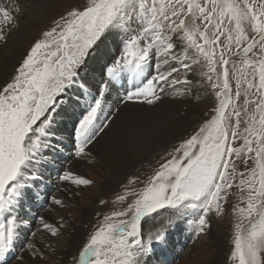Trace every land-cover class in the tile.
Segmentation results:
<instances>
[{
  "label": "snow or ice",
  "instance_id": "snow-or-ice-1",
  "mask_svg": "<svg viewBox=\"0 0 264 264\" xmlns=\"http://www.w3.org/2000/svg\"><path fill=\"white\" fill-rule=\"evenodd\" d=\"M19 12L17 0H0V41L6 42V32L17 26L14 14ZM110 33L123 36L118 40L119 55L101 65L96 92L73 124L76 157H88L90 146L111 127L117 113L105 115L103 99L117 86L124 88V81L130 87L124 88L120 103L153 105L166 88L189 83L192 64L203 60L207 71L202 75L218 103L211 119L169 153L171 158L142 182L143 188L117 195L116 202L128 196L135 199L123 210L104 216L75 264H148L156 248L167 244L169 230L185 220L191 218L194 231L203 233L209 213L221 212V201L237 177L235 186L246 193L241 196L246 206L234 209L240 221L230 259L235 264H264V0H87L82 9L72 7L54 20L0 89V264H10L13 258L22 224L17 209L30 193V181L35 179L30 172L48 148L60 102L69 90L84 86L81 70ZM257 48L259 52L254 51ZM228 53L241 57L239 63L231 61ZM230 64L235 98L244 97L243 129L241 106L230 84ZM237 139L243 143L234 147ZM242 153L246 171L238 173L231 158ZM60 179L76 185L91 183L68 171ZM135 182V178L128 181ZM53 203L62 201L53 197ZM160 210L168 215L145 240L138 226L141 218ZM40 223L53 237L63 227L43 217ZM27 248L39 255L32 241Z\"/></svg>",
  "mask_w": 264,
  "mask_h": 264
},
{
  "label": "rangeland",
  "instance_id": "rangeland-1",
  "mask_svg": "<svg viewBox=\"0 0 264 264\" xmlns=\"http://www.w3.org/2000/svg\"><path fill=\"white\" fill-rule=\"evenodd\" d=\"M27 1L17 0L20 5V12L14 14L17 26L8 30L6 42L0 41V89L10 82L16 67L33 42L40 38L43 31L52 26L54 20H58L68 9L72 7L82 9L87 3V0H46V4L38 11L37 16L33 14L24 16L23 12L28 6ZM200 2L202 3V0ZM186 23H190L189 18H186ZM196 23L200 24V21L197 20ZM200 27L203 30V25ZM244 27L249 36L253 35L250 26L244 25ZM122 38V35L116 38L109 34L104 43L98 46L95 54L89 57L86 68L81 70L80 77L84 86L69 90L60 102V111L47 152L31 169L30 175L35 179L30 181V193L17 209L22 224L18 230L10 264H75L79 251L87 243L90 235L104 222V216L110 215L113 211L123 210L135 199L133 196H128L124 202H116L117 195L124 194L126 190L138 191L143 188L142 182H146L161 164L171 158L169 153L197 132L199 127L215 114L214 109L218 101L210 82L202 75L207 71L206 64L203 60L200 64H192L189 60L188 62L192 64V71L187 74L189 83L166 88L161 99L168 101L169 104L158 106L157 110L154 109L148 115L144 116L141 113L130 117L137 113L134 110L138 106L149 105L140 102L120 103L119 86L117 90H110L103 99L105 115L112 113L118 115L119 109H124L125 106L126 108L119 117L115 116L117 118L111 122V127L106 130L107 133L101 135L104 136L99 146L102 150H105L106 145L109 144L113 147L112 151L116 152L117 145L124 143L132 131L148 126L157 117L159 111L164 112V122L162 120V125L146 139V153L140 154L132 150L129 164L117 162L110 154L106 155L108 165L101 163V155L98 151L90 152L86 158L76 157L72 144L73 124L90 102V96L96 92L95 84L100 80L101 65L105 62L111 63L114 57L119 55L117 45L118 40ZM223 40L222 36L221 41ZM232 50L236 51L234 44ZM254 51L259 52V49ZM249 57H252L251 53ZM228 58L237 63L241 59L231 53H228ZM228 68L233 98L236 99V82L231 78V64ZM215 79L213 74V80ZM121 90L124 92V89ZM243 99V95L236 99V103L241 106V129L245 127L243 121L246 118L242 109ZM251 108L252 106H249V111ZM231 122H235L234 118ZM242 143V139H237L233 146L239 147ZM231 159L238 173L246 171L243 153L239 158L233 156ZM74 161L78 164L76 165ZM251 166L252 161L249 160L247 167ZM65 171L86 178L91 183L76 185L70 180H61L60 177ZM116 174H121V178L109 185L108 182ZM130 178H135L136 182L129 185ZM238 180L239 177L233 181L234 186L221 201V212L209 213L208 226L203 233L197 234L194 231L191 218L185 220L178 227L169 230L167 244L156 248L154 254L148 258V264L161 262L162 264H235V261L230 259V255L233 250L235 225L240 221V214L234 209L237 206H246L241 200V196L246 193H242L235 186ZM53 197L61 200L62 204H54ZM166 215L167 212L160 210L159 213L141 218L138 226L145 240L149 233H154L159 228L162 217ZM41 217L55 226L63 225L59 229L60 234L51 236L40 223ZM244 224L247 226V221H244ZM77 230L81 237L75 241L71 235ZM28 241L34 243L39 255H35L27 248ZM16 257L22 259L17 261Z\"/></svg>",
  "mask_w": 264,
  "mask_h": 264
},
{
  "label": "bare ground",
  "instance_id": "bare-ground-1",
  "mask_svg": "<svg viewBox=\"0 0 264 264\" xmlns=\"http://www.w3.org/2000/svg\"><path fill=\"white\" fill-rule=\"evenodd\" d=\"M27 3H28V6H27V8H25V11L23 12V15L25 16L26 14L27 15L28 14H33V15L37 16L38 11L42 10V8L44 7V5L46 4V0H28ZM7 32H6V34H7ZM123 83H124V87L125 88L130 87V85H128V83L126 81H124ZM118 89H119V93L122 95L123 92H122L121 89H124V88L118 87ZM168 104H169L168 101L161 99L160 101L154 103L153 105H149V106H138L137 108H140V109H137L136 108L134 111L135 112L137 111V113H135L134 115H132L130 117L138 116L141 113H143L144 116L145 115H148L151 112H153L154 109L157 110L158 106H163V105H168ZM103 105H104V102H103ZM125 108H126V106H125ZM125 108L124 109H119V112H118L117 117H119L120 113L125 112ZM129 108H134V107H129ZM163 115H164V112L159 111L157 113V117L154 118V120H153V122L151 124H149L146 127H143L140 130L137 129L135 131H132L127 136V139H126V141L124 143H122L120 145H117L116 152L112 151L113 150V147H110L109 144L106 145L105 150H102V147H99L101 145V143H102L101 140L103 139L104 136H100L99 139H98V142H95L93 146H90V152H92V151H98L99 154L101 155L100 162L101 163H105L107 165H108V163L106 161V155H108V154L112 155L113 158H115V160L117 162H121V163L122 162H125V163H128L129 164V162H130V158L129 157H130V153H131L132 150H136L140 154H144V153L147 152L146 149H145L146 148V139L149 138L150 134L153 131H156L158 129V127H160L162 125V120L164 119L163 118ZM56 119H57V117H56ZM163 122H164V120H163ZM183 124H185V123H183ZM53 130H54V128H53ZM106 133L107 132H105V134ZM57 137H59V135H57ZM62 139L64 140V138H62ZM164 141H166V140H164ZM51 147H52V145H51ZM46 152H47V150H44V154ZM74 162L76 163V161H74ZM77 164L78 163H76V165ZM120 178H121V174H116V175L113 176L112 180L110 182H108V184L111 185V184L117 182ZM85 217H86V215H85ZM158 225H159V223H158ZM71 237H72L73 240L76 241V240H79L80 239L81 234L77 230L73 235H71ZM179 249H180V247H179ZM160 264H162V262Z\"/></svg>",
  "mask_w": 264,
  "mask_h": 264
}]
</instances>
